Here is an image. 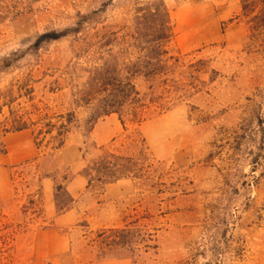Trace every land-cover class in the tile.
<instances>
[{"label": "rangeland", "instance_id": "rangeland-1", "mask_svg": "<svg viewBox=\"0 0 264 264\" xmlns=\"http://www.w3.org/2000/svg\"><path fill=\"white\" fill-rule=\"evenodd\" d=\"M153 2L169 12L174 61L136 86L169 109L125 127L111 115L89 133L92 108L75 94L109 51L139 57L122 39ZM53 32L63 37L33 49ZM263 96L264 0H0V264H264ZM71 112L63 149L39 136L38 150L33 131ZM13 116L31 127L22 137L4 134ZM107 163L123 176L114 194L94 171ZM45 182L67 207L58 225L45 219ZM131 222L135 253L100 236Z\"/></svg>", "mask_w": 264, "mask_h": 264}, {"label": "trees", "instance_id": "trees-1", "mask_svg": "<svg viewBox=\"0 0 264 264\" xmlns=\"http://www.w3.org/2000/svg\"><path fill=\"white\" fill-rule=\"evenodd\" d=\"M134 33L129 37L130 41L122 39L124 45L139 52V57L128 64H120L118 57L108 52V59L101 66H92L88 72V79L85 83V91L77 92L75 97L78 100L75 105L79 107L83 104L87 108L91 107V113L85 125L87 132L91 133L97 122L105 117L117 115L123 127L125 118L129 122L140 125L145 121L146 113L152 109L166 112L169 109V102L163 98V94H142L137 86V78L149 81L164 75L174 61L169 51V45L174 39L173 27L169 17V12L162 2H153L146 6L139 7L134 11ZM63 36L56 33H49L41 36L33 49L38 50L45 42L58 41ZM114 34H110L106 42L107 45L113 42ZM115 41V40H114ZM86 50L91 52V44L86 43ZM123 73H126L124 75ZM264 106V96L262 104ZM1 110V108H0ZM58 124H48L46 132L35 129L33 131L35 145L40 150L41 143L39 136L50 137L47 147H51L52 152L63 149L71 131L75 129V113L71 112L65 116H58ZM31 124V123H30ZM31 126H34L31 124ZM30 125L18 116H13L10 122V129L4 130V134L20 133L30 130ZM41 142H44L42 140ZM7 153L5 145L0 141V155ZM113 158V156H109ZM96 173H104L98 179L102 185H110L122 179V175L117 171L116 166L111 163L105 167L94 169ZM57 192H63L69 202H73L71 196L62 187L57 188ZM59 196L54 197L57 214L61 215L67 211L66 205L60 207ZM110 236L111 246L116 250L129 249L135 253L138 245L141 244L142 231L137 222L125 224L123 229L109 230L101 232L100 236ZM148 248V247H147Z\"/></svg>", "mask_w": 264, "mask_h": 264}, {"label": "crops", "instance_id": "crops-1", "mask_svg": "<svg viewBox=\"0 0 264 264\" xmlns=\"http://www.w3.org/2000/svg\"><path fill=\"white\" fill-rule=\"evenodd\" d=\"M24 132H20V133H17V134L19 135V137H22L20 135H24L23 134ZM73 182H74V180L70 183V185ZM119 183L120 182L118 181L117 183L107 185L106 186V192L107 193H110V194H114V193L118 192L120 190ZM44 186H45V189H44V201L46 203V206H45V210H46L45 215H46V218L45 219L52 218L53 221H54V223L56 225H58V224H60V223H62L64 221V219L66 218V215L65 214H61V215H58L57 214L54 199H52V201H51L50 188H49L48 184H46V182L44 183ZM68 188H69V186H68ZM53 198H54V196H53Z\"/></svg>", "mask_w": 264, "mask_h": 264}]
</instances>
